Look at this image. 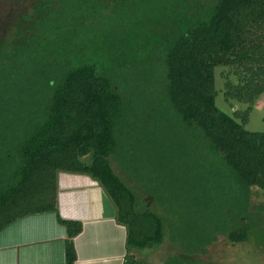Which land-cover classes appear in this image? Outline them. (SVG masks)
Wrapping results in <instances>:
<instances>
[{"label":"trees","instance_id":"trees-1","mask_svg":"<svg viewBox=\"0 0 264 264\" xmlns=\"http://www.w3.org/2000/svg\"><path fill=\"white\" fill-rule=\"evenodd\" d=\"M25 5L0 40V231L56 212L64 172L98 182L129 250L200 261L219 238L264 240V131L246 129L264 0ZM57 219L74 264L82 225Z\"/></svg>","mask_w":264,"mask_h":264},{"label":"crops","instance_id":"crops-1","mask_svg":"<svg viewBox=\"0 0 264 264\" xmlns=\"http://www.w3.org/2000/svg\"><path fill=\"white\" fill-rule=\"evenodd\" d=\"M57 211L28 215L0 231V264H66L65 227L57 217L81 223L73 239L74 264H127V231L97 181L85 174L57 177ZM135 255V257H134Z\"/></svg>","mask_w":264,"mask_h":264},{"label":"rangeland","instance_id":"rangeland-1","mask_svg":"<svg viewBox=\"0 0 264 264\" xmlns=\"http://www.w3.org/2000/svg\"><path fill=\"white\" fill-rule=\"evenodd\" d=\"M16 6H22L23 8L26 7L25 0H0V40L8 36V34L6 33V29L7 26H9L8 23L10 22L7 21V16H11V10H14V7ZM218 102V106L220 107V100H218ZM224 105L225 104L222 102L223 107ZM263 118L264 95L260 97L253 111L251 112L249 122L246 125V129L249 131H264ZM263 243L264 240L261 241L252 238L251 240L249 239L248 241L239 243L237 245H230L227 240L219 238L218 241H216L207 249L204 256L199 257L200 261L185 259L183 262L179 259V252L176 251L175 248L173 249L170 243H166L157 248L141 251V253H139V255L137 256V259L142 261L143 263L150 261V263L153 262L154 264L164 263L167 257H170L168 260V264H174L171 257L178 258L180 261H177V263L182 264H189L190 262L203 264L204 261L209 262L206 264H264Z\"/></svg>","mask_w":264,"mask_h":264},{"label":"flooded vegetation","instance_id":"flooded-vegetation-1","mask_svg":"<svg viewBox=\"0 0 264 264\" xmlns=\"http://www.w3.org/2000/svg\"><path fill=\"white\" fill-rule=\"evenodd\" d=\"M117 218V217H116ZM128 251H130L129 249H127ZM131 251H133V249H131ZM135 252H136V258H137V256L139 255V253H141V251H136V249L134 250ZM133 257V256H132ZM131 257V259L132 260H130V263H127V264H136V263H139V264H144V263H149V264H154L153 262L152 263H150V261H148V262H142V261H140V260H138V259H136V263H131L132 261H133V258ZM134 257H135V255H134ZM152 261V260H151ZM163 264V263H162Z\"/></svg>","mask_w":264,"mask_h":264}]
</instances>
